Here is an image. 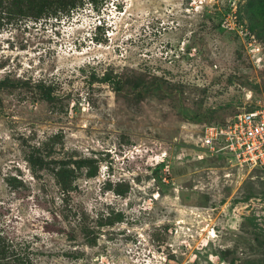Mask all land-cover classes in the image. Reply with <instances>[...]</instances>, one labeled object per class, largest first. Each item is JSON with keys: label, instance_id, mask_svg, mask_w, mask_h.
Returning <instances> with one entry per match:
<instances>
[{"label": "rangeland", "instance_id": "1", "mask_svg": "<svg viewBox=\"0 0 264 264\" xmlns=\"http://www.w3.org/2000/svg\"><path fill=\"white\" fill-rule=\"evenodd\" d=\"M263 104L264 0L2 24L0 237L25 264H264V166L199 138Z\"/></svg>", "mask_w": 264, "mask_h": 264}, {"label": "built area", "instance_id": "2", "mask_svg": "<svg viewBox=\"0 0 264 264\" xmlns=\"http://www.w3.org/2000/svg\"><path fill=\"white\" fill-rule=\"evenodd\" d=\"M199 138L207 151L222 155L231 166H264V104L205 125Z\"/></svg>", "mask_w": 264, "mask_h": 264}, {"label": "trees", "instance_id": "3", "mask_svg": "<svg viewBox=\"0 0 264 264\" xmlns=\"http://www.w3.org/2000/svg\"><path fill=\"white\" fill-rule=\"evenodd\" d=\"M73 5L74 0H0V26L24 17L37 18L55 13ZM18 254L0 237V264H25Z\"/></svg>", "mask_w": 264, "mask_h": 264}]
</instances>
